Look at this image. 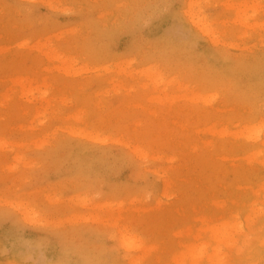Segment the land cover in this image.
I'll list each match as a JSON object with an SVG mask.
<instances>
[{
    "label": "rangeland",
    "instance_id": "rangeland-1",
    "mask_svg": "<svg viewBox=\"0 0 264 264\" xmlns=\"http://www.w3.org/2000/svg\"><path fill=\"white\" fill-rule=\"evenodd\" d=\"M191 1L0 0V264H264V0Z\"/></svg>",
    "mask_w": 264,
    "mask_h": 264
},
{
    "label": "bare ground",
    "instance_id": "bare-ground-1",
    "mask_svg": "<svg viewBox=\"0 0 264 264\" xmlns=\"http://www.w3.org/2000/svg\"><path fill=\"white\" fill-rule=\"evenodd\" d=\"M190 1H191V0H190ZM199 1H201V0H199ZM199 1H197V0H192L190 5L194 8V7H196L197 3H199ZM247 1H248V0H247ZM225 5H226V3H225ZM227 5H228V4H227ZM247 5H248V4H247V3H244V2H243V3H239V4H237V5H236V8L238 9L237 12L242 13V14L245 13V12H247L248 10H245V9L247 8ZM229 6H230V5H229ZM229 6H228V7H229ZM231 7H233V6H231ZM253 7H254V9H255L256 12H257V10H258V9L256 8L257 6H256V7L253 6ZM253 7H252V8H253ZM190 8H191V7H190ZM202 8H203V7H202ZM233 8H234V7H233ZM248 9H249V8H248ZM191 10H192V9H191ZM202 10H203V9H202ZM193 11H194V10H193ZM258 11H259V10H258ZM190 12H191V11H190ZM190 12H189V13H190ZM256 12H255V15H256ZM196 13H197V11H196ZM190 14H192V13H190ZM189 16H190V15H189ZM192 16H193V15H192ZM194 16H195V13H194ZM238 16H239V14H238ZM247 16H250V17H251V14H248ZM247 16L245 15V17H247ZM198 17H199V16H198ZM195 18H196V17H195ZM236 18H237V17H236ZM243 18H244V17H243ZM243 18L240 17L241 21H242ZM193 19H194V18H193ZM240 19H239V23H238V24L241 23V22H240ZM247 19H248V17H247ZM194 20H195V19H194ZM197 20H198V21H196V22H198V25L200 24L202 27H204V29H205L206 31H208V32H213V33H214V31L216 32V30H215L214 28H211L210 24L208 23V21H207V19H206L205 17L202 16V18L200 17V18L197 19ZM236 20H237V19H236ZM244 20H245V18H244ZM244 20H243V21H244ZM237 22H238V21H237ZM247 22H248V21H247ZM247 22H246V24H248ZM242 23H243V22H242ZM255 23H256V22H255ZM256 24H257V23H256ZM213 25H214V24H213ZM243 25H244V24H243ZM249 25H250V24H249ZM257 25H259V24H257ZM261 25H262V24H261ZM245 26H246V25H245ZM255 26H256V25H255ZM255 26H254V27L251 26V27L256 28ZM247 27H248V25H247ZM247 27H246V28H247ZM200 28H201V27H200ZM212 29H214V30L212 31ZM261 29H262V28H261ZM246 30H247V29H246ZM214 34H215V33H214ZM55 54H56V53H55ZM55 54H54V56L56 57ZM58 55H59V54H58ZM52 57H53V55H52ZM57 57H58V56H57ZM61 57H62V56H61ZM55 59H58V58H55ZM18 77H19V76H18ZM24 77H25V76H24ZM27 78H28V77H27ZM46 78H48V77L46 76ZM19 79H20V78H17V84L20 85V84H21L20 81L24 80V78H23L22 80H20V81H19ZM25 79H26V78H25ZM13 80H14V79H13ZM28 80H29V79H28ZM44 80H45V78H44ZM18 81H19L20 83H19ZM24 81H25V80H24ZM31 81H33V79H31ZM14 82H15V80H14ZM22 82H23V81H22ZM29 82H30V81H28V83H27V84H29V86H31V84L33 85V83H31V82L29 83ZM36 82H37V81H36ZM36 82L34 81V83H36ZM46 82H47V79H46ZM42 83H43L42 85H43L44 87H47V86H48L47 83H46L47 85L44 84V81H43ZM25 84H26V82H25L23 85H25ZM45 85H46V86H45ZM36 86H37V85H35L34 87H36ZM38 86H39V85H38ZM21 87H22V85H21ZM24 87H25V86H24ZM11 88H12V87H11ZM40 88H41V85H40ZM47 88H48V87H47ZM50 88H51V87H50ZM31 89H32V87H31ZM31 89H29V90H31ZM37 89H38V88L36 87V90H33V89L31 90L32 92H28V91H27V92H28L27 94H29V93H30V94H33V92H34V91H37ZM45 89H46V88H45ZM38 90H39V91H37V93L39 92V94H40V91H43L42 89H41V90L38 89ZM47 90H48V89H47ZM45 91H46V90H45ZM50 91H51V90H50ZM24 92H25V90H24ZM47 92H49V91H47ZM42 93H43V95H45V94H44V91H43ZM22 94H23V93H22ZM23 95H26V94H23ZM26 96H30V95H26ZM46 96H48V94H47ZM43 98H45V97H42V99H43ZM48 98H49V97H48ZM206 98H207V97H206ZM206 98L204 97V100H205ZM210 98H211V97H210ZM43 101H44V99H43ZM45 101H46V100H45ZM205 101L207 102V99H206ZM208 102H210V101H208ZM209 104H210V103H209ZM136 152H137V151H136ZM138 152H140V153H141V152H144V149H143L142 147H140ZM138 152H137V153H138ZM141 158H142V157H141ZM131 237H132V236H131ZM128 241H131V239H128ZM134 241H135V240L133 239V242H134ZM136 242H137V241H136ZM122 243H123V242H122ZM133 244H136V243H133ZM133 244H132V245H133ZM137 244H138V243H137ZM137 244H136V245H137ZM138 245H140V244H138ZM124 246H125V245H124ZM134 246H135V245H134ZM140 246H141V245H140ZM187 246H189V245H187ZM137 247H138V246H137ZM195 247L197 248L196 245H195ZM195 247H194V248H195ZM202 247H203V246H202ZM135 248H136V247H134V249H135ZM140 248H141V247H140ZM140 248H139V249H140ZM144 248H145V247H144ZM199 249H202V248H199ZM131 250H132V249H131ZM189 250H190V249H189ZM202 250H203V249H202ZM202 250H201V251H202ZM204 250H205V247H204ZM193 251H194V249H193ZM193 251H191L192 253H190V254L193 255V254H194ZM197 251H198V249H197ZM194 252H195V251H194ZM183 254H184V253H183ZM183 254H182V256H183ZM187 255H188V254H187ZM187 255H184L183 257L186 256V259H187L188 256H190V255H188V256H187ZM192 255H191V256H192ZM199 255H200V254H199ZM201 255H202V254H201ZM203 255H204V254H203ZM206 255H207V254H206ZM178 257H180V260H181V258H183V257H181V256H178ZM193 257H195V254L193 255ZM200 257H201V256H200ZM200 257H199V258H200ZM190 258H191V257H189V259H190ZM196 258H198L197 255H196ZM178 259H179V258H178ZM201 259H202V257H201ZM175 260H176V259H175ZM180 260H178V261H180ZM183 260H184V259H183ZM178 261H177V262H178ZM184 261H185V260H184ZM181 262H182V260L180 261V263H181ZM198 262H199V261H198ZM198 262H197V263H198ZM134 264H135V263H134Z\"/></svg>",
    "mask_w": 264,
    "mask_h": 264
}]
</instances>
